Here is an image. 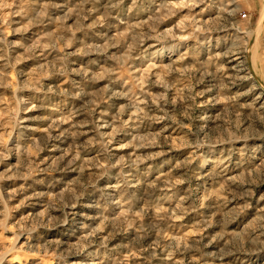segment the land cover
Masks as SVG:
<instances>
[{"label":"rangeland","instance_id":"obj_1","mask_svg":"<svg viewBox=\"0 0 264 264\" xmlns=\"http://www.w3.org/2000/svg\"><path fill=\"white\" fill-rule=\"evenodd\" d=\"M0 264H264V0H0Z\"/></svg>","mask_w":264,"mask_h":264},{"label":"bare ground","instance_id":"obj_2","mask_svg":"<svg viewBox=\"0 0 264 264\" xmlns=\"http://www.w3.org/2000/svg\"><path fill=\"white\" fill-rule=\"evenodd\" d=\"M237 53H238V52H237ZM237 53L234 54L235 57H233L232 60L237 61V60L241 59V58L238 57V54H237ZM239 54H240V53H239ZM233 66H234V65H233Z\"/></svg>","mask_w":264,"mask_h":264}]
</instances>
